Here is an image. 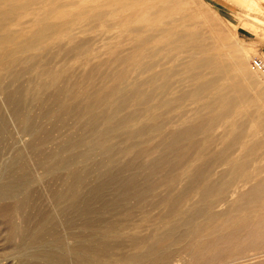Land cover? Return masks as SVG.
Masks as SVG:
<instances>
[{"label":"bare ground","instance_id":"6f19581e","mask_svg":"<svg viewBox=\"0 0 264 264\" xmlns=\"http://www.w3.org/2000/svg\"><path fill=\"white\" fill-rule=\"evenodd\" d=\"M188 1L0 0V90L61 184L50 188L51 211L10 224L20 255L38 264H137L180 253L187 264H264V165L249 170L263 144L246 141L256 111L242 119L259 97L248 94L255 84L247 87L240 50L227 49ZM94 28L120 39L89 63L97 52L89 56L91 41L79 33ZM68 117L76 137L42 154L57 130L43 118L63 126ZM0 134L10 145L1 112ZM36 182L25 166L17 181L2 182L0 214L34 208Z\"/></svg>","mask_w":264,"mask_h":264},{"label":"rangeland","instance_id":"374dc122","mask_svg":"<svg viewBox=\"0 0 264 264\" xmlns=\"http://www.w3.org/2000/svg\"><path fill=\"white\" fill-rule=\"evenodd\" d=\"M188 4L195 10L199 9L197 11L202 14V17L212 19V21L214 22L212 27H214V29L218 31L224 39L227 38V49L228 47L235 46L240 50V56L243 55L241 64L244 68L243 72L245 71V82L246 84H248L247 87L250 85L248 83L250 81V83L255 84V88L252 90L250 89L248 94H252L253 96H255V98L256 96H258V102L256 99L253 102V107H250L242 115V119H247L248 114L251 111H256L254 121L248 124L245 128L247 134L246 141L249 145L257 144L260 142L263 144L260 150L261 152H258L262 156L255 160L249 168L251 172H254L259 166L264 165V73L255 70L251 66V61L254 58H259L264 62V0H189ZM106 31L107 30L103 32L97 28H94L92 30L93 33H91V31L87 35H85V33H88L89 31L79 33V36L80 34L82 37L88 36L91 41L90 49L92 50L93 47V50H96L95 53L97 52L96 54H93V50L90 52L89 56L91 54H93L94 56L92 55L90 59L86 60L89 63H94L95 61H97L94 60L96 59V57H98V61L100 57L103 58L104 55V58H106L109 48L114 46L112 44L116 43L120 39V36H117V32L115 29H109L107 32ZM76 32L77 31L74 32L75 36L77 35ZM82 34H84L85 36ZM99 36L100 38H98ZM105 36L107 37L105 38ZM103 38L106 40H104ZM116 38L119 39L117 40ZM102 39L104 42L102 41ZM101 42H103L104 44ZM124 42L125 45L123 44ZM127 42V39L124 40L121 43V46L123 44L122 47L126 48ZM108 44L109 47H107ZM97 45L99 48L96 47ZM102 45L106 47V49L108 50H106L107 52L103 49L104 47H101ZM118 46L117 48H122ZM103 50L105 52L102 55L101 52H103ZM72 60L70 61H76V70H78H75V72L78 73L81 70L82 63L80 62V60L78 62L73 58ZM255 93H258L260 96L258 94L255 95ZM37 106L38 105H29L28 111L32 116L36 115V117L39 119V116H41V109ZM0 107V112L3 114L7 122V129L11 136V139L8 141V144L10 145L6 146L2 141V135L0 134V184L2 182L6 183L17 181V179L19 178L20 168L22 166H25L28 171L37 179V182L34 185L33 189V197L35 201H38L34 208L29 206L24 209V211L19 215L10 216L9 214H0V264H38L33 259H31L29 255H20L18 253L17 245L20 240L18 237H14L13 239L9 237V226L14 222L16 224L23 225V216L32 215L38 209L51 211L53 205L50 198V188H59L61 187V184L58 181H53L51 179V176L46 174L44 168L39 164V161L41 159L39 157L40 155L37 154L39 153V151H36L33 147L35 141L34 137L30 133L22 131L20 124L17 122L10 106L6 102L5 94L1 90ZM43 119H45V121H42L44 122L43 126L46 130H51L53 128H47L50 127V125L56 127L55 129L57 130L55 131L54 128L52 129L54 136L52 135V141L43 147L42 154H46L47 152H58L60 150L61 144L67 137H76L78 133L77 127L72 118L68 117L66 120H64L63 126L59 122H56L54 119ZM238 119L240 120V115L238 116ZM53 122H56V125H53ZM59 126L60 130H58ZM219 131H221V129H219L218 132ZM214 147V149L217 150L219 149L220 145L217 144ZM239 154L240 151H236L232 154L231 157L238 158ZM247 187V183L242 184L240 186V189L245 190ZM37 197H39L40 199H38ZM7 201L8 200H4L3 202ZM149 211L153 216H157L158 214V210L155 208ZM135 217L138 218L139 216L136 215ZM28 225L32 227L33 222H28ZM151 229L152 226L150 223L145 224L140 227V233L146 234ZM60 231L62 232L64 241L67 245H71L75 242V240L71 237L68 230L64 228V226L60 227ZM75 231H77V229H75ZM179 257H181V259ZM261 259L264 260V257ZM189 260L190 257L187 254L180 253L174 254L171 257H168V259H163L160 261H156L154 258H151L149 256L145 260H142L141 263L137 264H187ZM258 261L260 260L256 259L248 261L249 263L242 262L240 264H254Z\"/></svg>","mask_w":264,"mask_h":264},{"label":"built area","instance_id":"2783aa9c","mask_svg":"<svg viewBox=\"0 0 264 264\" xmlns=\"http://www.w3.org/2000/svg\"><path fill=\"white\" fill-rule=\"evenodd\" d=\"M251 66L255 70L264 73V62L261 59H259V58L252 59Z\"/></svg>","mask_w":264,"mask_h":264}]
</instances>
